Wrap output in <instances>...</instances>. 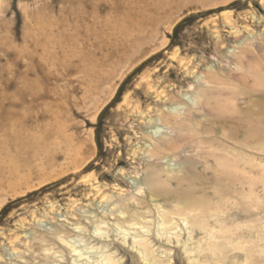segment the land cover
I'll list each match as a JSON object with an SVG mask.
<instances>
[{
    "label": "rangeland",
    "instance_id": "374dc122",
    "mask_svg": "<svg viewBox=\"0 0 264 264\" xmlns=\"http://www.w3.org/2000/svg\"><path fill=\"white\" fill-rule=\"evenodd\" d=\"M0 264H264V0H0Z\"/></svg>",
    "mask_w": 264,
    "mask_h": 264
},
{
    "label": "bare ground",
    "instance_id": "6f19581e",
    "mask_svg": "<svg viewBox=\"0 0 264 264\" xmlns=\"http://www.w3.org/2000/svg\"><path fill=\"white\" fill-rule=\"evenodd\" d=\"M21 147H29L33 151V153H35V154H39V153L43 152V150H45L43 147L42 148H35L31 144H22ZM12 170L14 172L17 171L15 166L12 167ZM171 199L175 204H177L178 206H180L181 208H184V209H188V208L196 209L198 207V205L195 204V202H193V200H191L189 198H184L181 195L172 196Z\"/></svg>",
    "mask_w": 264,
    "mask_h": 264
}]
</instances>
